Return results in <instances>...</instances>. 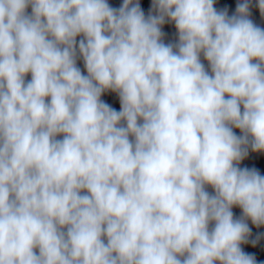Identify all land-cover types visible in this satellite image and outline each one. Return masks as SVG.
<instances>
[{"label":"clouds","instance_id":"obj_1","mask_svg":"<svg viewBox=\"0 0 264 264\" xmlns=\"http://www.w3.org/2000/svg\"><path fill=\"white\" fill-rule=\"evenodd\" d=\"M249 5L0 0V264H256L241 244L264 225V176L238 167L264 152Z\"/></svg>","mask_w":264,"mask_h":264}]
</instances>
